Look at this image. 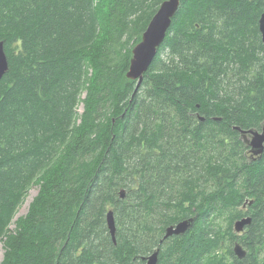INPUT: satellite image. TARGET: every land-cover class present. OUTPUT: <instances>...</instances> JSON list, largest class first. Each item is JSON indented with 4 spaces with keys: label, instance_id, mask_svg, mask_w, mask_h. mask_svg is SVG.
<instances>
[{
    "label": "trees",
    "instance_id": "trees-1",
    "mask_svg": "<svg viewBox=\"0 0 264 264\" xmlns=\"http://www.w3.org/2000/svg\"><path fill=\"white\" fill-rule=\"evenodd\" d=\"M164 1L0 0L1 264H264V0H182L137 86Z\"/></svg>",
    "mask_w": 264,
    "mask_h": 264
},
{
    "label": "water",
    "instance_id": "water-1",
    "mask_svg": "<svg viewBox=\"0 0 264 264\" xmlns=\"http://www.w3.org/2000/svg\"><path fill=\"white\" fill-rule=\"evenodd\" d=\"M182 0H165L157 12L152 17L149 22L146 30L142 35L141 41L132 49V58L130 61L129 70L127 72V77L129 79L138 80L137 86H139L144 77V73L150 67L152 61L154 60L158 47L163 43L167 31L171 26L173 18L177 13ZM259 28L261 31L262 42L264 44V12L261 14L259 19ZM8 70V61L7 56L4 51L3 42H0V79L3 77L5 72ZM236 129L240 130L239 127ZM242 137L250 147L252 156H262L264 152V126L260 130L249 129V130H240ZM122 197L125 196V193L122 192ZM249 202V201H247ZM247 202L244 206L247 205ZM253 200L249 202L251 205ZM108 226L110 232L115 238L116 225L113 211L110 210L107 215ZM194 218L184 219L178 222L175 225H171L166 228L164 237L160 241L161 243L172 237L174 235L185 234L188 230L194 225ZM252 218L250 216L242 217L234 222V230L237 233H242L246 227L251 223ZM235 255L243 259L247 255V250L241 243H236L234 246ZM159 259V249L148 257L143 258V264H157Z\"/></svg>",
    "mask_w": 264,
    "mask_h": 264
},
{
    "label": "rangeland",
    "instance_id": "rangeland-1",
    "mask_svg": "<svg viewBox=\"0 0 264 264\" xmlns=\"http://www.w3.org/2000/svg\"><path fill=\"white\" fill-rule=\"evenodd\" d=\"M84 97V95H83ZM78 111L82 112L83 111V104H80L78 107ZM39 191V185H34L28 192L27 196L25 197L22 205L20 206V208L17 211L15 220L20 217V216H24L30 207L31 202L33 201V199L35 198V196L38 194ZM15 223H13L10 228L14 229L15 228ZM4 253H5V247L3 243H0V264L4 258Z\"/></svg>",
    "mask_w": 264,
    "mask_h": 264
},
{
    "label": "flooded vegetation",
    "instance_id": "flooded-vegetation-1",
    "mask_svg": "<svg viewBox=\"0 0 264 264\" xmlns=\"http://www.w3.org/2000/svg\"><path fill=\"white\" fill-rule=\"evenodd\" d=\"M249 157H250L251 159H254V157H252V155L250 154V152H249Z\"/></svg>",
    "mask_w": 264,
    "mask_h": 264
},
{
    "label": "bare ground",
    "instance_id": "bare-ground-1",
    "mask_svg": "<svg viewBox=\"0 0 264 264\" xmlns=\"http://www.w3.org/2000/svg\"><path fill=\"white\" fill-rule=\"evenodd\" d=\"M164 241H165V240H164ZM164 241H163V242H164ZM139 257H140V256H139Z\"/></svg>",
    "mask_w": 264,
    "mask_h": 264
}]
</instances>
